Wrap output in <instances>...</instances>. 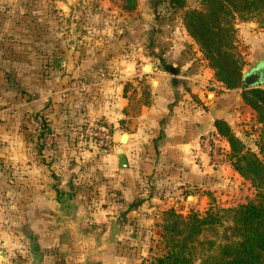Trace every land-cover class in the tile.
Returning <instances> with one entry per match:
<instances>
[{"label": "rangeland", "instance_id": "rangeland-1", "mask_svg": "<svg viewBox=\"0 0 264 264\" xmlns=\"http://www.w3.org/2000/svg\"><path fill=\"white\" fill-rule=\"evenodd\" d=\"M200 2L183 0V7L177 10L171 8L169 0H134L135 7L128 10L123 0H0V264L27 261L29 242L45 253V264L54 263L60 233L52 228V197L60 190L83 192V204L77 206L76 214L86 216L81 227L88 234L107 235L112 221L123 214L118 242L102 256L93 257L96 264H147L160 252L158 243L167 218L163 215L165 210L153 211L139 205L147 193L139 192L127 203L110 185L99 190L94 184L98 178L95 161L114 154L118 148L126 150L127 142L121 143L119 137L127 130L113 135L111 129L112 139L105 148L98 144L100 135L92 127L96 120L90 118L71 136L73 142L67 143L62 132L47 133V114L52 105L51 94L62 92L77 69L78 59L86 57L93 61L95 51L102 45L123 44L122 36H126L125 49L132 51L135 60L143 64L157 61L153 43L159 41L153 39L155 34L160 29L167 30V36L187 41L190 37L181 11L198 10ZM254 14L242 21L237 17L233 22L230 41L235 51L225 58L235 61L241 70L239 87L225 88L211 70L217 84L229 92L264 90V86L247 88L242 81V73L264 53V11ZM143 55L149 58H141ZM107 56L110 57L109 53ZM170 56L164 55V60L171 59ZM68 59L73 61L69 67L62 64ZM150 78H142V82L133 85L135 98L145 103V86ZM215 81L212 82L216 84ZM240 99L244 105L234 99L230 102L222 132L218 133L225 139L231 132L244 148L257 152L254 142L262 124L257 120L258 114L244 103L241 93ZM59 101L57 97L55 102ZM77 140L79 146L75 144ZM78 149L80 155L75 154ZM223 158L227 159V155L212 161L219 163ZM132 169L135 171L134 166ZM233 171L236 174L226 175L224 181L220 177L222 180L215 179L214 185L204 189L194 187L192 191L200 196L190 198L188 201L195 205L180 214L203 215L210 209L234 207L251 200L255 187ZM254 172L248 171L246 176ZM76 177L80 180L75 181ZM259 188L264 191V181ZM188 191L182 190V194ZM135 203L139 206L131 212L130 205ZM224 234L227 233L218 229L216 235L204 237L218 241L223 240Z\"/></svg>", "mask_w": 264, "mask_h": 264}, {"label": "crops", "instance_id": "crops-1", "mask_svg": "<svg viewBox=\"0 0 264 264\" xmlns=\"http://www.w3.org/2000/svg\"><path fill=\"white\" fill-rule=\"evenodd\" d=\"M159 31L153 37L159 41L156 45L153 43L157 61L143 64L135 60L132 51L125 49L126 36H122L123 44L102 45L95 51L93 61L86 57L78 59L77 69L73 72L76 76H70L61 93L51 94L52 105L47 114L50 130L47 129V133L60 131L67 143L73 142L71 136L90 118L107 124L113 135L127 130V149L123 150L127 167L118 168L117 149L114 154L99 158L94 163L98 169V178L94 182L96 187L100 190L110 185L127 203L139 192V195L147 193L139 205L153 211L173 209L183 213L195 205L188 200L200 196L194 193L197 191H192L194 187L204 189L207 185H214L215 179L219 181L224 178V181L226 175L230 177L235 173L225 158L214 163L201 139L217 133L215 122L226 121L232 99L237 104H244L240 99L241 92H229L217 84L211 69L199 56L190 38L181 42L167 36V30ZM121 46L124 49L119 48ZM84 50L85 47L82 52ZM98 52L101 53L97 57ZM166 54H171V59L164 60ZM141 58L149 56L143 55ZM72 63L68 59L62 64L69 67ZM147 64H150L148 72ZM142 78H150L145 86L146 103L135 98L133 86L134 82H142ZM211 86L216 90L210 89ZM57 97L59 102H55ZM221 141L227 155V142L223 138ZM75 144L79 146L78 140ZM76 153L80 155L81 149ZM74 180L79 181L80 178ZM187 189L189 191L182 194V190ZM76 192L58 191L52 197L55 207V197L73 193V204L77 211V206L83 204V192ZM76 211L75 216L78 215ZM41 252L45 264V253Z\"/></svg>", "mask_w": 264, "mask_h": 264}, {"label": "trees", "instance_id": "trees-1", "mask_svg": "<svg viewBox=\"0 0 264 264\" xmlns=\"http://www.w3.org/2000/svg\"><path fill=\"white\" fill-rule=\"evenodd\" d=\"M169 1L173 9L183 7V0ZM123 3L128 10L135 7L134 0H123ZM263 11L264 0H201L198 10L181 11L188 36L227 89L238 88L241 81L237 63L225 60L235 51L230 41L234 34L233 22ZM241 98L258 114L257 120L262 124L254 142L257 152L244 148L230 132L231 136L225 138L229 146L227 160L233 170L250 180L255 187L254 197L234 207L210 209L203 215L182 216L173 209L165 210L163 215L167 218L161 226L158 243L160 252L147 264H192L196 259L199 264H264V191L259 188L264 181V90H243ZM221 124L223 121L215 122L217 133L222 132ZM251 170L256 172L246 176ZM136 206V203L130 205L133 209ZM218 229L227 233L223 240L204 237L216 235Z\"/></svg>", "mask_w": 264, "mask_h": 264}, {"label": "water", "instance_id": "water-1", "mask_svg": "<svg viewBox=\"0 0 264 264\" xmlns=\"http://www.w3.org/2000/svg\"><path fill=\"white\" fill-rule=\"evenodd\" d=\"M150 69V64L146 65ZM243 84L247 88L264 86V53L254 62L250 69L242 73ZM127 136L123 134L121 143H125ZM117 166L119 169L127 167V160L123 149L118 148ZM73 193H64L55 197L56 207L52 215V228L60 233L57 246V260L53 264H96L93 257H100L109 247L113 248L118 242L123 217L117 216L111 223L107 235L100 232L88 234L81 227L86 219L84 214L75 216ZM28 259L20 264H43V253L31 242L27 245Z\"/></svg>", "mask_w": 264, "mask_h": 264}, {"label": "built area", "instance_id": "built-area-1", "mask_svg": "<svg viewBox=\"0 0 264 264\" xmlns=\"http://www.w3.org/2000/svg\"><path fill=\"white\" fill-rule=\"evenodd\" d=\"M92 127L94 131H96L100 135L98 144L105 148H108V145L112 139L110 127L99 120H96ZM201 140L204 149L209 153L212 160H218V158L225 155V152L223 151L224 149L221 144L222 139L218 133L206 135Z\"/></svg>", "mask_w": 264, "mask_h": 264}, {"label": "flooded vegetation", "instance_id": "flooded-vegetation-1", "mask_svg": "<svg viewBox=\"0 0 264 264\" xmlns=\"http://www.w3.org/2000/svg\"><path fill=\"white\" fill-rule=\"evenodd\" d=\"M17 263H20V262H17ZM17 263H16V264H17Z\"/></svg>", "mask_w": 264, "mask_h": 264}]
</instances>
